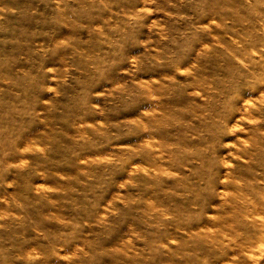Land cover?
Segmentation results:
<instances>
[{
    "label": "rangeland",
    "instance_id": "rangeland-1",
    "mask_svg": "<svg viewBox=\"0 0 264 264\" xmlns=\"http://www.w3.org/2000/svg\"><path fill=\"white\" fill-rule=\"evenodd\" d=\"M0 264H264V0H0Z\"/></svg>",
    "mask_w": 264,
    "mask_h": 264
}]
</instances>
